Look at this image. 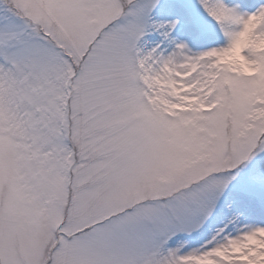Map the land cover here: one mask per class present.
Wrapping results in <instances>:
<instances>
[{
	"label": "snow or ice",
	"instance_id": "6c2138e0",
	"mask_svg": "<svg viewBox=\"0 0 264 264\" xmlns=\"http://www.w3.org/2000/svg\"><path fill=\"white\" fill-rule=\"evenodd\" d=\"M0 264H264V0H0Z\"/></svg>",
	"mask_w": 264,
	"mask_h": 264
}]
</instances>
